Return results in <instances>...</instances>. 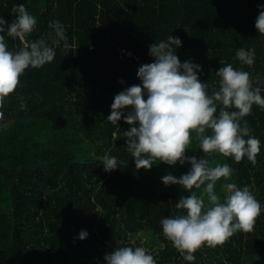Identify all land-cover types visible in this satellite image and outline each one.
I'll list each match as a JSON object with an SVG mask.
<instances>
[{"label":"trees","instance_id":"obj_1","mask_svg":"<svg viewBox=\"0 0 264 264\" xmlns=\"http://www.w3.org/2000/svg\"><path fill=\"white\" fill-rule=\"evenodd\" d=\"M17 4L37 23L24 42L5 33L8 50L44 39L56 55L26 69L0 108V264H106L104 256L122 246L145 248L157 264H189L164 237L160 221L185 214L176 203L190 194L161 177H179L191 165L157 161L137 169L124 137L133 125L123 116L118 126L107 120L115 95L141 84L118 60V48L131 47L152 63L150 45L179 37L182 45L173 50L181 63L202 66L199 79L208 95L219 89L215 72L232 64L249 72L264 96V35L255 28L264 0H0L6 28ZM53 21L66 30L67 50L63 42L53 45ZM239 48L255 50L252 66L235 58ZM244 120L261 141L256 164L204 154L194 132L185 155L205 157L213 167L228 164L231 177L215 186L221 202L223 184L249 186L261 214L253 231H238L215 248L202 245L192 264H264V110L254 104ZM105 152L118 168L104 170ZM193 191L210 206L202 188ZM81 230L88 232L85 239Z\"/></svg>","mask_w":264,"mask_h":264},{"label":"clouds","instance_id":"obj_2","mask_svg":"<svg viewBox=\"0 0 264 264\" xmlns=\"http://www.w3.org/2000/svg\"><path fill=\"white\" fill-rule=\"evenodd\" d=\"M255 21V28L264 35V4ZM16 18L10 25L0 16V108L20 83L19 77L29 67L41 68L51 63L56 55L55 47L44 39L24 43L16 52L8 50L5 33L22 42L35 28L36 18L23 4L13 7ZM55 39L53 45L68 49L67 35L60 21L51 22ZM179 37L169 36L149 46V54L154 62L139 67L137 76L140 85H133L115 95L111 113L107 120L117 125L122 118L130 130L127 137V150L135 158L137 169H151L153 164L191 167L179 177L167 174L161 177L164 185L178 184L189 195H181L176 208L185 214L163 218L160 223L164 237L179 252L182 258L192 264L194 253L206 245L215 248L222 245L236 232L253 231L256 218L262 206L249 186L238 187L235 183H225V200L221 202L215 186L223 178L228 180L232 169L228 164L210 166L204 157L185 155L191 143V133L199 141V149L204 154L219 153L232 157L239 163L247 157L253 165L261 150V141L251 134L244 117L251 114L255 104L264 110V96L259 87H253L250 73L234 69L232 64L220 67L215 73L219 79V89L207 94L208 85L199 79L202 66L191 61L181 63L173 46L181 47ZM235 58L242 65L252 66L255 50L239 48ZM259 83V77H257ZM146 97V99H145ZM219 107V114L216 115ZM21 108H26L21 104ZM229 108L236 110L228 111ZM127 111V115L124 112ZM3 113L0 112V117ZM243 121V126L242 122ZM118 126V125H117ZM210 134H206L209 133ZM247 137V139H245ZM105 171L118 168L115 156L107 152L101 157ZM201 189L207 195L210 206L193 189ZM202 209H204L202 211ZM88 236L86 230L79 232V239ZM106 264H157L155 258L143 247L122 246L104 256Z\"/></svg>","mask_w":264,"mask_h":264},{"label":"built area","instance_id":"obj_3","mask_svg":"<svg viewBox=\"0 0 264 264\" xmlns=\"http://www.w3.org/2000/svg\"><path fill=\"white\" fill-rule=\"evenodd\" d=\"M118 60L128 64L136 72H138L140 66L148 64L133 48L125 45L118 48Z\"/></svg>","mask_w":264,"mask_h":264},{"label":"water","instance_id":"obj_4","mask_svg":"<svg viewBox=\"0 0 264 264\" xmlns=\"http://www.w3.org/2000/svg\"><path fill=\"white\" fill-rule=\"evenodd\" d=\"M121 82H123V83H126V81H125V80H123V79H121Z\"/></svg>","mask_w":264,"mask_h":264}]
</instances>
